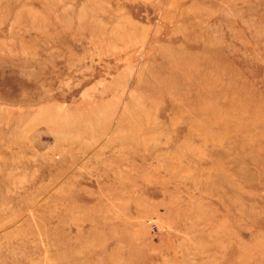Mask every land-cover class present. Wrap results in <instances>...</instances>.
Returning <instances> with one entry per match:
<instances>
[{
	"label": "rangeland",
	"instance_id": "374dc122",
	"mask_svg": "<svg viewBox=\"0 0 264 264\" xmlns=\"http://www.w3.org/2000/svg\"><path fill=\"white\" fill-rule=\"evenodd\" d=\"M0 264H264V0H0Z\"/></svg>",
	"mask_w": 264,
	"mask_h": 264
}]
</instances>
